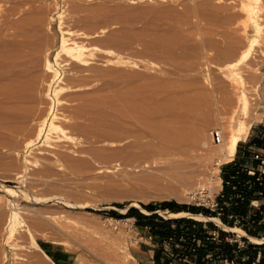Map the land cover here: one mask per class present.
<instances>
[{
    "label": "rangeland",
    "instance_id": "374dc122",
    "mask_svg": "<svg viewBox=\"0 0 264 264\" xmlns=\"http://www.w3.org/2000/svg\"><path fill=\"white\" fill-rule=\"evenodd\" d=\"M8 21L0 186L16 194L0 191V264H158L160 251L165 263L180 246L129 209L217 208L231 161L215 169L211 131L228 137L242 120L249 133L264 127V0H0V27ZM64 37L83 46L84 61L62 50ZM159 117L181 127V139L142 157L159 140L141 118ZM50 119L57 128L40 133ZM195 220L243 248L264 245Z\"/></svg>",
    "mask_w": 264,
    "mask_h": 264
},
{
    "label": "trees",
    "instance_id": "16d2710c",
    "mask_svg": "<svg viewBox=\"0 0 264 264\" xmlns=\"http://www.w3.org/2000/svg\"><path fill=\"white\" fill-rule=\"evenodd\" d=\"M239 155V154H238ZM264 157L259 153L252 156L237 157L223 168V190L217 198V208L180 204L176 201L162 203H141L152 215H146L140 209L131 207L128 217H134L139 223L149 226L160 240L172 239L180 247L173 249V257L163 264H264V245L241 247L239 242L227 240L228 233L215 223H203L191 218L167 221L155 213L158 210H170L174 213L190 212L207 217L219 218L228 227L240 228L249 236L264 237ZM260 202L256 206L254 203ZM130 204V203H129ZM128 204H117L125 207ZM116 217L119 213L107 211ZM218 231L219 238L210 235L205 228ZM247 242L248 239L244 238ZM43 248L46 245L41 244ZM156 260L161 264V251Z\"/></svg>",
    "mask_w": 264,
    "mask_h": 264
},
{
    "label": "bare ground",
    "instance_id": "6f19581e",
    "mask_svg": "<svg viewBox=\"0 0 264 264\" xmlns=\"http://www.w3.org/2000/svg\"><path fill=\"white\" fill-rule=\"evenodd\" d=\"M12 2V1H11ZM12 8V6H11ZM5 25L0 27V34H4L6 37H8V39L6 40V42H12L13 41V37L15 36V30L12 26V23H10V21L5 22ZM62 50L65 51L68 55L72 56L73 58H75L76 60L79 61H84L83 59V54H84V48L81 45L76 44L75 42H71L69 39L67 38H63L62 42ZM120 60H124L121 61ZM119 63H123L125 64V59H120ZM127 61V60H126ZM129 61V60H128ZM127 61V63H128ZM126 63V64H127ZM173 106V105H172ZM172 106H169L170 108H173ZM55 117V116H54ZM142 122L145 123L149 128V130L151 131L150 133L155 134V136H158V140L159 143L156 145H149V146H143V151H144V155H142V157H146L149 156L151 154H157V153H161V152H169L172 150L174 144L177 143V141H179L181 139V127H177L173 124H171V122H169L166 117H159L156 120H148L146 118H141ZM47 126V128L49 127L50 130L57 128V125L54 123L53 119H50L47 124L46 122L42 125V128L40 129V133L45 129L44 127ZM250 124L246 123L242 120L241 122V126L239 129H237L236 131H232V133L227 137V136H222V131L221 130H214L211 131V134L213 136V133L216 135V131L218 132L221 142L217 143L215 140V142L217 143V146L219 147V156L217 159V166H216V170L218 169V166L224 162H230L234 159V157L237 154V149H238V145L241 142V140H243L245 138L246 135H248L249 130H250ZM225 135V134H224ZM214 139V136H213ZM222 181V179H221ZM0 191L2 192H6L9 195L14 196L16 194V191L14 190V188L10 185H6L1 187L0 186ZM162 213V211H160ZM170 217L172 216H188V217H192L195 219H208V220H213L215 221L217 224H219L220 226H222L223 228L229 230V231H236L238 233V235L240 236H248V234L243 231L242 229L239 228H232V227H228L226 225H224L219 218H213V217H206L203 214H194V213H190V212H181V213H173L172 216L171 214L169 215ZM17 217V214H15V218ZM174 218V217H173ZM15 232V228L11 227L10 230V236L13 235V233ZM252 240L256 241V242H261L258 239H254L253 237H251ZM264 239V238H263ZM263 242V241H262Z\"/></svg>",
    "mask_w": 264,
    "mask_h": 264
},
{
    "label": "crops",
    "instance_id": "0c3cea01",
    "mask_svg": "<svg viewBox=\"0 0 264 264\" xmlns=\"http://www.w3.org/2000/svg\"><path fill=\"white\" fill-rule=\"evenodd\" d=\"M255 153H259L261 156L264 157V127L263 126L262 127L256 126L255 128H253L250 131L248 137L239 143L235 159L239 156L241 158L252 156ZM259 169L264 172V166H259Z\"/></svg>",
    "mask_w": 264,
    "mask_h": 264
},
{
    "label": "built area",
    "instance_id": "2783aa9c",
    "mask_svg": "<svg viewBox=\"0 0 264 264\" xmlns=\"http://www.w3.org/2000/svg\"><path fill=\"white\" fill-rule=\"evenodd\" d=\"M213 136H214V140H215L217 143H220V142H221L220 136H219V134H218L217 131H216V135L213 133Z\"/></svg>",
    "mask_w": 264,
    "mask_h": 264
}]
</instances>
